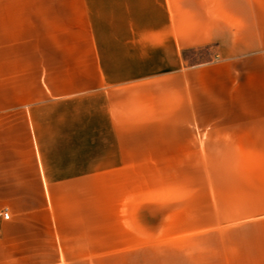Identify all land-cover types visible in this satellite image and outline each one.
I'll return each instance as SVG.
<instances>
[{
  "label": "crops",
  "instance_id": "crops-1",
  "mask_svg": "<svg viewBox=\"0 0 264 264\" xmlns=\"http://www.w3.org/2000/svg\"><path fill=\"white\" fill-rule=\"evenodd\" d=\"M28 2L35 147L91 156L0 178V264H264V0Z\"/></svg>",
  "mask_w": 264,
  "mask_h": 264
},
{
  "label": "rangeland",
  "instance_id": "rangeland-1",
  "mask_svg": "<svg viewBox=\"0 0 264 264\" xmlns=\"http://www.w3.org/2000/svg\"><path fill=\"white\" fill-rule=\"evenodd\" d=\"M30 3L28 0H0V178L15 174H44L45 169L48 174L68 173L75 168L60 166V159L91 156L86 152L60 149L67 146L59 142L53 144L52 151H39L35 147L39 144L29 129L27 111L30 104H35L32 110L40 111L43 107L29 100V91L32 90V97L43 93L40 63L44 54L41 48L59 45V37L48 26L44 30V22L29 15L28 11L35 7ZM211 54L207 48L182 52L187 64L206 61ZM47 110L58 113L61 106H49ZM40 122L43 120L37 119V124ZM39 137L43 138V135ZM45 158L52 165L44 169L37 165V160ZM85 169L79 167V172ZM2 185L6 187L7 183Z\"/></svg>",
  "mask_w": 264,
  "mask_h": 264
},
{
  "label": "built area",
  "instance_id": "built-area-1",
  "mask_svg": "<svg viewBox=\"0 0 264 264\" xmlns=\"http://www.w3.org/2000/svg\"><path fill=\"white\" fill-rule=\"evenodd\" d=\"M0 218L6 220L8 218V214L6 212H0Z\"/></svg>",
  "mask_w": 264,
  "mask_h": 264
}]
</instances>
